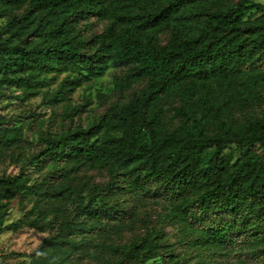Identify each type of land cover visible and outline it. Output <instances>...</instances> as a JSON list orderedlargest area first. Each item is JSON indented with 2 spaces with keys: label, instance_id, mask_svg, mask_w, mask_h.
<instances>
[{
  "label": "trees",
  "instance_id": "1",
  "mask_svg": "<svg viewBox=\"0 0 264 264\" xmlns=\"http://www.w3.org/2000/svg\"><path fill=\"white\" fill-rule=\"evenodd\" d=\"M107 73L100 113L91 92L71 102ZM7 89L63 106L47 124L0 113V155L18 167L0 173V236L48 232L27 264L80 250L92 264H187L190 251L264 264V2L0 0V101ZM16 197L32 205L6 223Z\"/></svg>",
  "mask_w": 264,
  "mask_h": 264
},
{
  "label": "rangeland",
  "instance_id": "2",
  "mask_svg": "<svg viewBox=\"0 0 264 264\" xmlns=\"http://www.w3.org/2000/svg\"><path fill=\"white\" fill-rule=\"evenodd\" d=\"M264 2V0H259ZM258 12L255 10H251L245 13L246 17H253ZM92 29L94 31L100 32L102 29V23H95ZM62 78V75L58 77L55 82H51L50 86L47 88L51 89L55 86L56 82H58ZM111 82V75L106 74L97 80L92 82L91 86H86L85 84L81 87H78L77 90L72 95V103H77L81 101L84 94H89L91 92V96L93 99V104L90 106L92 107L89 113H100L106 106L107 102H104L105 98L110 97L111 91L110 83ZM84 86V87H83ZM100 90V92L98 90ZM8 93L7 97L3 98L0 101V113L5 115V117L9 118L12 117L14 123H26V119L23 118L25 112L28 109H34L37 113H39V119H42L45 123L50 118H58L59 115L63 111V106L59 105L56 107H45V106H38L40 102V96L32 97V98H20L16 92L11 90H6ZM99 93V94H98ZM114 98V97H112ZM87 114H84L85 117ZM47 124V123H46ZM35 126V125H34ZM28 134L29 132L26 131ZM32 136V135H29ZM239 154L238 150H233L232 159H235ZM18 170V167L14 164L9 163V158H3L0 155V173L5 171L7 173H15ZM30 175L35 177L39 174L35 168L28 169ZM87 174L93 175L95 180L102 179L105 176L100 169H92L86 171ZM83 175V172L80 173ZM32 205V201L29 200L28 197H16L10 202V209L9 213L6 217L5 222L10 223L15 221L18 218L23 217L27 211H29ZM150 209V208H149ZM148 209V210H149ZM141 215L145 216L144 208H139ZM137 223L136 225H138ZM135 228V233H138ZM164 231L166 233L167 240L169 243H173L175 246H179L177 243V238L180 235V231L177 225H166L164 227ZM133 232H125L121 237L115 239L116 241L123 242L126 241ZM48 232H38L32 228H23L17 232L12 231H4L0 236V264H27L31 259V254L40 244V242L47 236ZM104 238V237H100ZM92 249V246H88ZM179 249V248H178ZM177 249V250H178ZM162 250H160L161 252ZM83 251H76L71 254V260L68 264H92L93 257L81 255ZM191 255L188 256L186 263L187 264H198V256L194 253V251L189 252ZM207 264H238L234 257H224L218 258L217 256H207L205 258ZM149 264H165L163 258H156L155 261H148Z\"/></svg>",
  "mask_w": 264,
  "mask_h": 264
}]
</instances>
